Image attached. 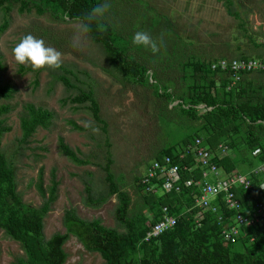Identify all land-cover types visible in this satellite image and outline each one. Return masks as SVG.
I'll return each mask as SVG.
<instances>
[{
  "label": "rangeland",
  "instance_id": "374dc122",
  "mask_svg": "<svg viewBox=\"0 0 264 264\" xmlns=\"http://www.w3.org/2000/svg\"><path fill=\"white\" fill-rule=\"evenodd\" d=\"M109 2L111 9L104 19L124 41L126 51L123 53L120 45L109 41L107 35L99 37L119 49L124 62L119 58L116 63L101 42L82 30L80 20H70L66 14L62 15L66 22H60L48 12L39 16L35 10L20 14L18 4L10 12L0 9V27L4 21L8 23L0 30V62L3 65L0 108H8L6 113L0 114V120L9 128L2 137L1 151L14 169L17 192L27 205L38 207L41 204L37 184L41 181L43 189L47 190L54 175L58 184L57 197L44 219L46 239L65 232L62 218L69 208L81 219H100L103 226L124 231L114 219L115 196L98 209L87 207L82 201L83 179L87 172L92 174L93 197L104 195L102 167L107 156L119 189L130 198L128 215L133 217L141 212L144 205L137 178L144 174L160 151L175 145L196 127V123L173 112L171 108L178 101L166 103L157 73L164 69L166 75L179 71L180 64L190 58L211 64L219 59L230 61L245 57L264 65V0ZM137 31H147L158 41L162 38L164 45L160 51L154 53L150 48L135 45L133 36ZM26 34L43 39L47 46L60 51L61 67L37 70L28 64H18L12 50ZM130 59L147 68L142 76L136 77V82L126 75ZM62 77L71 87L64 85ZM245 80L251 83L250 88L258 90L264 104V68L247 75ZM165 84L168 93L174 87L178 91L185 89L179 83L173 85L167 81ZM3 89L10 91L9 98L1 94ZM81 91H92L106 123V133L92 119L87 103H70V98ZM27 104L49 110L53 119L48 128H38L24 143L21 142L19 118ZM59 138L79 151L80 157L89 164L78 166L68 160L59 151ZM239 169L245 171L244 166ZM64 250L68 255L64 264L104 263L97 253L86 251L72 236L66 241ZM22 255L19 245L0 230V264H13L14 257Z\"/></svg>",
  "mask_w": 264,
  "mask_h": 264
},
{
  "label": "trees",
  "instance_id": "16d2710c",
  "mask_svg": "<svg viewBox=\"0 0 264 264\" xmlns=\"http://www.w3.org/2000/svg\"><path fill=\"white\" fill-rule=\"evenodd\" d=\"M98 3L101 1L36 0L30 3L26 0H0V9L10 12L18 4L20 14L35 10L39 16L48 12L55 21L60 22H66L62 17L66 14L70 20L77 19L86 23L88 13ZM106 20L92 22L87 31L96 42L104 45L116 63H119V58L124 62L121 51L113 48L108 40L117 42L123 53L127 46L115 35L109 26L110 22ZM7 24V21H4L0 30H4ZM99 24H103L102 30ZM100 34L107 35L108 40H103L99 37ZM128 65L126 75L131 81L136 82V77L142 76L147 70L143 63L134 59H130ZM2 68L0 62V70ZM176 72H179V75L175 74ZM251 73L243 74L236 85L230 86L232 80L229 72L212 71L210 64L194 58L182 62L179 71L174 73L171 71L166 75L164 69L157 73L156 77L164 89L163 97L166 103L178 101L171 108L173 112L196 123V127L184 134L175 145L160 151L153 160H160L167 155L175 163L192 166L194 164L192 158L180 160L177 153L198 137L210 149H215L219 144L228 147L229 153L221 160L215 161L224 173L245 174L264 163V104L258 90L250 88L251 83L245 80ZM61 80L66 87H71L65 78L62 77ZM167 81L173 85L176 83L184 85L185 89L178 91L174 87V90L168 93L165 84ZM1 94L5 98L10 97L8 89H3ZM70 103L77 105L87 103L92 119L100 126L102 132L106 133V123L100 116V108L92 91H81L70 98ZM198 105H204L210 110L199 111ZM7 111V107L0 108V114ZM52 119L53 113L49 110L36 108L32 104L25 105L24 114L19 118L21 142H27L38 128H48ZM72 126L78 128L73 123ZM8 131L9 128L4 125V121L0 120V230L7 238L16 242L23 253L22 256L14 257L13 264H64L68 257L64 245L70 236L86 251L97 253L103 264H264V218L261 225L255 229L243 228L242 236L236 243L224 246L220 233L223 227L232 224L235 212L228 211L222 204L218 213H207L199 227L193 220L194 211H191L180 216L173 229L147 242L142 241L148 226L158 220L162 206H167L170 214L180 215L186 208L194 205V195L198 194V189L191 187L189 190L182 189L179 194L163 196L141 194L144 206L139 214L131 217L128 215L130 198L119 189L110 169L109 156L102 167L106 186L104 195L93 197L92 174L87 172L83 179L82 201L85 206L98 209L115 196L117 204L114 219L124 231L107 228L101 224L100 219L90 221L81 219L73 208H69L64 211L62 218L65 232L55 233L46 239L43 231L44 219L56 201L58 184L53 174L47 190L43 189L39 181L37 189L42 202L38 207H32L22 201L17 192L14 169L1 151L2 137ZM58 147L72 163L78 166L89 164L88 160L80 157L79 151L67 146L63 138L58 139ZM257 149L259 153L254 156L253 152ZM239 166H244L245 171L239 169ZM182 175L183 178L199 179L200 171L196 169ZM262 180V174L251 175L250 190L243 188L235 190L243 203V210L255 202L264 204V191L260 188ZM138 181L139 178L137 188L141 193ZM218 217L222 220L219 221Z\"/></svg>",
  "mask_w": 264,
  "mask_h": 264
},
{
  "label": "built area",
  "instance_id": "2783aa9c",
  "mask_svg": "<svg viewBox=\"0 0 264 264\" xmlns=\"http://www.w3.org/2000/svg\"><path fill=\"white\" fill-rule=\"evenodd\" d=\"M264 65L255 59H219L210 64L212 71L229 72L231 75V85L240 81L243 74L261 71ZM199 111L210 110L204 105H198ZM229 153L226 145L219 144L215 149H210L203 141L195 137L192 142L186 144L177 153L180 160L187 157L192 158L193 165L187 166L175 163L169 156H163L160 160H153L146 167L144 174L139 177L138 185L141 187V194L152 196H163L167 194H179L182 189L196 187L198 194L194 195V205L186 208L180 215L170 214L167 206H162L159 218L148 226V230L142 241L147 242L173 229L180 216L193 212V220L199 227L207 213H218L220 205L228 211H234L235 215L232 224L225 226L221 230V241L224 246L234 244L242 236V229H255L262 223L264 218V204L255 202L248 209L243 210V203L237 196L236 189H251V175H263L260 184L264 191V163L258 165L250 172L224 173L215 163ZM259 150H255L253 155H257ZM198 169L200 178H183V173H191ZM150 216V215H149ZM218 220H222L218 217ZM253 240V238L251 239Z\"/></svg>",
  "mask_w": 264,
  "mask_h": 264
},
{
  "label": "clouds",
  "instance_id": "9594fccd",
  "mask_svg": "<svg viewBox=\"0 0 264 264\" xmlns=\"http://www.w3.org/2000/svg\"><path fill=\"white\" fill-rule=\"evenodd\" d=\"M111 9L109 0H103L102 3L96 4L86 17V23L81 22L82 30L87 31L92 22L103 20ZM101 30L103 24L98 25ZM133 43L144 48H150L157 53L164 45L161 38L155 39L147 31H137L133 36ZM15 61L21 65H31L34 69L51 68L58 69L62 65V53L52 46H47L43 39L37 38L32 34L24 35L13 48ZM97 131V129H93Z\"/></svg>",
  "mask_w": 264,
  "mask_h": 264
}]
</instances>
